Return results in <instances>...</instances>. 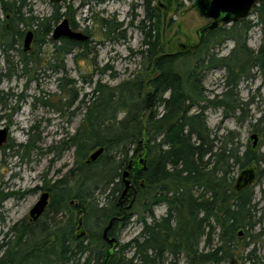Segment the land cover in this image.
<instances>
[{
    "label": "trees",
    "instance_id": "1",
    "mask_svg": "<svg viewBox=\"0 0 264 264\" xmlns=\"http://www.w3.org/2000/svg\"><path fill=\"white\" fill-rule=\"evenodd\" d=\"M27 4L28 0H0L2 50L14 48L10 35L19 40L24 36L23 24L35 26L36 46L54 44L56 60L76 48L82 50L77 57L91 50L89 41L52 38L54 27L68 14L60 2H52L54 10L44 17L34 15ZM144 6L147 15L138 26L145 32L140 52L145 65L117 85L98 82L80 100L83 119L60 144L75 149V165L68 174L73 181L64 178L54 184L56 195L38 220L24 219L9 227L0 242V264H165L170 257V264H228L233 258L250 259L257 251L254 229L264 220V152L241 143L237 129L222 131L219 125L213 130L206 112L218 108L222 121L246 122L250 101H243L238 87L241 80L257 74L264 82V0L253 10L256 22L243 19L221 25L210 30L194 52L176 53L163 51L161 17L150 3ZM101 26L110 38L117 34L118 27L109 21ZM255 26L261 31L257 49L249 45ZM227 40L234 46L220 55L215 48ZM19 51L24 74L33 59L26 57L24 48ZM59 66L65 70L64 63ZM213 68L226 71L225 90L209 97L204 78ZM70 85L66 79L60 87ZM4 97L0 91V104H6ZM250 123L264 136L258 123ZM35 141L31 136L20 146L29 149ZM100 147L104 153L88 164L89 154ZM141 154L145 163L139 164ZM249 166L256 168L255 182L236 191V171ZM126 169L135 184L128 203L121 201L120 177ZM160 205L166 212L157 216ZM133 216L141 224L140 232L111 250L102 236L104 228L118 217L110 231L118 239ZM80 217L87 234L77 237ZM263 233L264 227L258 235Z\"/></svg>",
    "mask_w": 264,
    "mask_h": 264
},
{
    "label": "rangeland",
    "instance_id": "2",
    "mask_svg": "<svg viewBox=\"0 0 264 264\" xmlns=\"http://www.w3.org/2000/svg\"><path fill=\"white\" fill-rule=\"evenodd\" d=\"M161 1L172 3L160 23L163 51L186 52L188 49L183 48L182 44L190 43L189 49L199 45L202 39L198 31L210 20L200 13L196 0ZM82 2L83 0L60 2L62 11L68 12L65 17L78 25L75 29L90 35L91 50L83 51L82 56H76L82 51L76 48L72 54L62 58V61L56 60L53 55L54 44L47 41L36 46L34 33L31 48L26 52V57L33 60L28 65L29 72L23 74L19 48H24L26 33L35 29V26L24 24L20 25L25 31L20 40L9 36L10 40L15 39L14 48L7 52L0 48V91L6 102L0 104V128L9 127L8 141L0 152V242L14 223L30 220V210L40 197L41 187L68 179L69 171L74 167L75 149H63L60 144L75 133L83 119L85 108L80 101L83 96L91 93L98 82L109 86L117 85L131 78L145 65L140 53L145 47V32L138 26L144 19V0H88L85 5ZM27 9H31L34 15L44 17L52 13L54 6L50 0H28ZM0 17L4 18L2 11ZM248 19L256 22L257 14L252 12ZM104 20L109 21L112 27H118L117 34L112 38L101 26ZM229 25L231 24L222 23V26ZM207 33L205 31L203 35L206 36ZM249 35V45L257 49L261 42L259 26L253 27ZM233 46V40H227L215 50L220 55H227ZM61 63L65 64V70L59 66ZM256 71L254 69L252 73L255 74ZM66 79L71 82L70 88L62 90L60 85ZM225 81L226 71L223 68L208 70L204 78L207 95L213 97L223 92ZM238 89L243 101H250L245 106V115L248 116L246 122L237 123L234 118L222 121V109L209 108L206 112L208 124L213 130H217L219 125L222 131L237 129L241 135V143L252 147L254 141L251 136L257 133L258 141L254 149L264 152V136L254 131L250 123H258L257 127L264 130L262 76L257 74L241 80ZM162 110L160 107L158 112ZM123 115L120 113L119 117ZM31 136L36 138L33 147L26 149L20 146L27 144ZM239 174L240 170L236 171V177ZM129 178L132 180L131 176ZM255 191L257 200H260L259 185L255 186ZM130 199L131 194L125 202L128 203ZM155 212L157 216H162L166 207L157 206ZM263 227L264 220L254 229L257 251L250 259L245 258L248 250L245 251V259H239L241 264H264V233L258 235ZM140 230L141 224L136 216L131 217L127 226L119 233L118 244L129 241ZM240 252L241 250L237 253ZM170 261L171 257L165 264H170ZM180 264H184V261Z\"/></svg>",
    "mask_w": 264,
    "mask_h": 264
},
{
    "label": "water",
    "instance_id": "3",
    "mask_svg": "<svg viewBox=\"0 0 264 264\" xmlns=\"http://www.w3.org/2000/svg\"><path fill=\"white\" fill-rule=\"evenodd\" d=\"M52 2H61L62 0H50ZM261 0H196L198 9L202 15L212 18L209 26L212 30L217 29L222 23L232 24L234 22L248 19L254 8L259 4ZM34 38V31L30 30L26 33L24 38V50L28 51L31 48V43ZM52 38L54 40H59L61 38H68L73 41L83 42L88 40L89 36L80 31H74L69 26V21L67 18L62 19L55 27L52 33ZM9 127L0 128V150L8 141ZM253 139V148L256 147L258 141V134L255 133L251 136ZM104 147H100L92 151L88 158L87 163L91 164L96 162L99 157L104 153ZM145 163L144 156L141 154L139 156V164ZM130 171L128 169L124 170L122 179L125 184V188L121 195V199L126 196L129 190L135 189L134 181L129 178ZM256 168L254 166H249L240 171L237 178L235 189L240 191L246 186H249L256 180ZM49 202V193L47 191L43 192L37 202L30 210V216L33 220H37L45 212ZM131 206V204L129 205ZM118 217H113L108 225L103 230V238L110 245V249L114 250L118 244V239L116 237H110L109 231L111 230L114 220ZM78 237L83 236L86 231L83 226V218L80 217L79 224L77 227ZM243 230L239 231L241 235ZM229 264H241L237 258L230 260Z\"/></svg>",
    "mask_w": 264,
    "mask_h": 264
},
{
    "label": "flooded vegetation",
    "instance_id": "4",
    "mask_svg": "<svg viewBox=\"0 0 264 264\" xmlns=\"http://www.w3.org/2000/svg\"><path fill=\"white\" fill-rule=\"evenodd\" d=\"M63 1V0H62ZM86 1H88V0H83V2H82V4L83 5H85V4H87V2ZM146 3H150L151 4V6L152 7H155L156 8V11L159 13V15H160V17L161 18H163V17H165L166 16V14H167V12H168V10H169V8H170V5L172 4V3H169V4H166V3H164L163 1H161V0H144V2H143V5H142V7H143V11H144V18H146V10H145V4ZM66 11V10H65ZM204 17H206V16H204ZM64 18H66L65 16H64ZM63 18V19H64ZM207 19H209L210 20V22L212 21V18H210V17H206ZM67 19H68V21H69V26L71 27V29L72 30H74V31H77L76 29H75V27H77L78 28V25L75 23V21L74 20H70V18H68L67 17ZM210 22H208L206 25H204L202 28H201V30H199L198 31V34H199V36H201V41H203V39L205 38V35H203V32H205L206 31V33L207 32H209L210 30H212L211 28H210V26H209V24H210ZM222 25V24H221ZM220 25V26H221ZM84 31H86V30H84ZM83 32V31H82ZM84 33V32H83ZM85 34H87V33H85ZM88 36H89V38H88V40H86V41H90L91 40V38H90V35L89 34H87ZM203 37V38H202ZM190 43H186V44H182V47L183 48H187L188 50H191L192 52H194L195 50H197L198 49V47L200 46V44L199 45H195V46H193L191 49H189L190 48ZM4 147V146H3ZM2 147V148H3ZM2 148H1V150H2ZM1 150H0V152H1ZM86 161H87V159H86ZM92 164V163H91ZM74 165H75V162H74ZM129 167H133V165L132 164H130V166ZM129 170V169H128ZM130 177V176H129ZM123 180V179H122ZM123 183H124V181H123ZM55 184V183H54ZM54 184H52V185H50V186H43V187H41V189H40V192H41V194L43 193V192H45V191H47L48 193H49V202H48V206H47V208L49 207V205H50V203H51V201H52V198H53V195H56V188H54L55 186H54ZM57 184V183H56ZM57 186H59V185H57ZM124 188H125V184H124ZM41 194H40V196H41ZM128 196H129V192L126 194V196L124 197V198H122L121 199V201L122 202H125L126 201V199H128ZM46 208V209H47ZM46 211V210H45ZM44 214V213H43ZM43 214L41 215V217L43 216ZM30 220H33L32 218H31V216H30V218H29ZM39 219V218H38ZM37 219V220H38ZM80 220V219H79ZM33 221H36V220H33ZM78 227V226H77ZM84 230L86 231V229L84 228ZM111 231V230H110ZM110 231H109V236L110 237H113L114 235H111L110 234ZM78 230H77V228H76V236L78 237ZM87 234V231H86V233L84 234V235H86ZM82 237V236H81ZM104 239V238H103ZM106 241V240H105Z\"/></svg>",
    "mask_w": 264,
    "mask_h": 264
},
{
    "label": "bare ground",
    "instance_id": "5",
    "mask_svg": "<svg viewBox=\"0 0 264 264\" xmlns=\"http://www.w3.org/2000/svg\"><path fill=\"white\" fill-rule=\"evenodd\" d=\"M229 264V263H228Z\"/></svg>",
    "mask_w": 264,
    "mask_h": 264
}]
</instances>
